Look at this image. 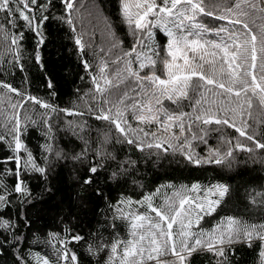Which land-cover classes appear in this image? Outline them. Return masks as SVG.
<instances>
[{"label":"snow or ice","instance_id":"6c2138e0","mask_svg":"<svg viewBox=\"0 0 264 264\" xmlns=\"http://www.w3.org/2000/svg\"><path fill=\"white\" fill-rule=\"evenodd\" d=\"M57 4L61 12L53 16ZM82 6L80 0H0L4 21L19 29L10 34L0 28V60L12 57L3 71L26 73L22 51L26 32L32 33L34 42L27 59L42 67L44 27L50 19H58L75 34L74 46L92 83L80 96L82 105L69 109L0 79V150L4 152L0 254L7 249L12 264H80L85 253L88 264H191L195 254L204 252L214 257V264H231L235 245L251 248L258 243L259 264H264V222L225 216L209 228L202 226L230 194L224 183L194 182L173 188L162 203L154 200L159 188L137 200L122 197L109 204L112 215L106 219L113 229L117 220L123 222L126 236L119 231L108 239L98 232L85 236L65 223L61 232L32 241L50 245V254L33 249L25 254L21 240L26 238L20 227L22 221L24 228L30 227L31 221L23 209L39 198L28 182L36 176L47 180L57 163L86 164L81 180L85 190L102 170H109L110 162H115V168L104 177L106 181L117 180L136 165L135 160L120 159L106 147L110 144H126L149 157L179 155L194 167L231 168L238 153L264 163V0H118L133 43L115 52L123 42L109 30V46L99 53L92 49L100 61L95 72L85 55L91 41L84 39L83 29L76 28ZM209 18L223 23L209 24ZM153 40L160 43H148ZM158 63L163 65L164 78L157 74ZM24 80L28 82L27 76ZM47 88L53 89L50 79ZM26 104L38 107L26 108ZM89 120L103 127L93 129ZM32 129L41 137L36 151L28 143ZM60 131L69 137L70 150L56 143ZM212 132L220 134L216 146L208 141ZM199 143L207 146L203 153L198 151ZM95 194L99 196L100 189ZM248 196L251 203L264 206V191Z\"/></svg>","mask_w":264,"mask_h":264},{"label":"trees","instance_id":"16d2710c","mask_svg":"<svg viewBox=\"0 0 264 264\" xmlns=\"http://www.w3.org/2000/svg\"><path fill=\"white\" fill-rule=\"evenodd\" d=\"M83 5L80 8L78 16L84 12L89 15L85 19L83 27L77 16L76 28L79 32L83 29L86 33L85 40H90L92 47L85 48V55L90 64L93 65L92 71L97 70L99 59L93 57L92 49L98 53L100 48H107L110 44L108 36L109 30L115 34V37L122 41L121 49L131 48L133 39L129 35L127 25L123 23L122 14L118 6V0H95L102 8H94L93 0H80ZM135 10V9H133ZM61 12V6L52 10L53 16H58ZM209 24L223 23L208 19ZM0 28L13 34L19 29L12 27L4 21L3 14H0ZM46 44L42 51V67L37 66L32 60L27 59L32 54L34 42L31 32H26L22 49L25 57L26 73H20L18 70L12 72L3 71L9 68L5 61L11 60L8 55L0 60V79L14 84L21 91H26L34 96H40L60 108H73L77 104L82 105L80 96L92 87L91 79L81 63V56L74 46V36L69 26L60 22L58 19H50L45 25ZM156 31V30H154ZM10 43V39H9ZM156 46L159 40L148 41ZM103 55V53H100ZM114 67V66H113ZM147 71V69H146ZM157 74L164 78L163 65L158 63ZM27 76L28 82L25 83L24 77ZM84 77V79H81ZM51 80L53 89L47 88L48 80ZM79 90V92H78ZM50 92H55L52 96ZM14 96V94H12ZM19 99V97H15ZM187 103V102H185ZM165 104L171 108L170 102ZM26 108L38 107L26 104ZM191 110V109H187ZM42 111V110H41ZM65 119H79L78 117H65ZM93 129L103 127L100 122L89 120ZM215 127V126H211ZM229 134L235 135L232 129H225ZM219 133L212 132L208 137L209 144L216 146L219 143ZM93 137L98 133L93 131ZM102 139V137H100ZM69 137L63 132L56 133V143L70 150L72 145L68 143ZM41 142L36 129H32L31 136L28 137V143L36 151V146ZM111 151H114L120 159H131L136 161V165L129 169L127 174L121 175L117 180H105V176L111 175V169L115 168V162H110L109 170H102L100 175L95 178L96 182L86 190L81 187V180L84 177L83 167L80 164L73 166L71 162L57 163L55 168L49 172L47 180L36 176L29 180L30 187L36 199L32 204L24 206V213L31 226L24 228L21 222L20 232L26 239L21 240L25 254L29 249L39 250L45 254L51 253V246L37 243L33 244V239L37 237L46 239L49 232H61L64 224L71 226L74 232H80L88 236L91 232L101 233L106 239L110 238L109 234H115L119 231L121 235L127 233L126 226L120 220H117L116 228L109 227L112 223L106 217L112 215L109 208L110 203H115L122 197L133 200L140 199L143 195L156 193L154 200L162 203L164 195L170 194L173 188H179L183 185H191L194 182L206 186L210 183H224L230 187V194L225 197L224 202L218 209L214 217H206L202 222L204 228H209L215 221L221 217L234 216L248 222H264V206L253 204L249 200L248 193L252 191H264V163H254L249 160L248 153H238L236 161L232 167L204 165L194 167L183 161L179 155L164 153L160 157L147 156L146 152L141 153L128 145H106ZM206 145L199 143L198 151L201 153L206 149ZM147 151V150H146ZM4 152L0 150V157ZM171 185L169 187H161ZM50 188V191L46 190ZM100 189L101 194L96 195V190ZM193 195H195L193 193ZM12 219L16 218V208H12ZM62 221L64 223H62ZM63 235V233H61ZM82 251V249H78ZM89 256L85 253L81 256L80 264H88ZM95 261L96 257L91 258ZM231 264H259V245L253 247L247 245H235L234 256H230ZM0 264H12V255L6 249L4 254H0ZM191 264H214V257L211 254L200 252L195 254L191 259Z\"/></svg>","mask_w":264,"mask_h":264},{"label":"rangeland","instance_id":"374dc122","mask_svg":"<svg viewBox=\"0 0 264 264\" xmlns=\"http://www.w3.org/2000/svg\"><path fill=\"white\" fill-rule=\"evenodd\" d=\"M88 16H89V15L87 14V12H84V13H82V14H80V15L78 16V18L80 19V23H82L83 27H84V25H85V19H87ZM85 37H87V36H84V39H85Z\"/></svg>","mask_w":264,"mask_h":264}]
</instances>
